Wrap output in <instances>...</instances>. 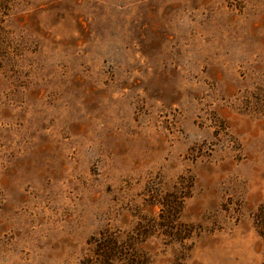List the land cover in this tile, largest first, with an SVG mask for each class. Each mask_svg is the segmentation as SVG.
<instances>
[{"label": "rangeland", "instance_id": "obj_1", "mask_svg": "<svg viewBox=\"0 0 264 264\" xmlns=\"http://www.w3.org/2000/svg\"><path fill=\"white\" fill-rule=\"evenodd\" d=\"M170 201L189 237L142 236ZM263 203L264 0H0V264H80L104 229L263 264Z\"/></svg>", "mask_w": 264, "mask_h": 264}, {"label": "trees", "instance_id": "obj_2", "mask_svg": "<svg viewBox=\"0 0 264 264\" xmlns=\"http://www.w3.org/2000/svg\"><path fill=\"white\" fill-rule=\"evenodd\" d=\"M164 205L166 208L161 210V221L155 222L154 220L145 225L141 235L146 234L145 229L151 232L152 229L163 228L161 232L164 235L176 237L180 235L179 238L187 239L192 232L191 226L188 223L177 222L178 210L174 201ZM175 222L177 225H174ZM256 223L258 232L264 241V203L256 212ZM172 230H174L173 233ZM89 245L92 253L82 258L80 264H150L146 254H143L142 250L136 246L133 235L128 234L124 239L122 235L104 229L89 241ZM176 264L180 263L177 262Z\"/></svg>", "mask_w": 264, "mask_h": 264}]
</instances>
